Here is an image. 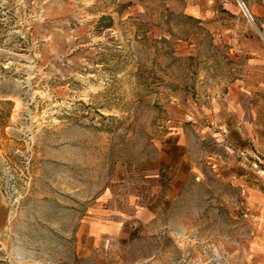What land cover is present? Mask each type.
Instances as JSON below:
<instances>
[{"label":"rangeland","instance_id":"374dc122","mask_svg":"<svg viewBox=\"0 0 264 264\" xmlns=\"http://www.w3.org/2000/svg\"><path fill=\"white\" fill-rule=\"evenodd\" d=\"M259 5L0 0V264H264Z\"/></svg>","mask_w":264,"mask_h":264},{"label":"crops","instance_id":"0c3cea01","mask_svg":"<svg viewBox=\"0 0 264 264\" xmlns=\"http://www.w3.org/2000/svg\"><path fill=\"white\" fill-rule=\"evenodd\" d=\"M259 8L263 16L261 25L264 27V0H260ZM260 36L253 38V80L259 83V89L264 90V28Z\"/></svg>","mask_w":264,"mask_h":264},{"label":"built area","instance_id":"2783aa9c","mask_svg":"<svg viewBox=\"0 0 264 264\" xmlns=\"http://www.w3.org/2000/svg\"><path fill=\"white\" fill-rule=\"evenodd\" d=\"M240 6H241L243 12L245 13V15L248 16L250 19H252V16H251V14L249 13V11H248L246 5L244 4V2H241V3H240Z\"/></svg>","mask_w":264,"mask_h":264},{"label":"bare ground","instance_id":"6f19581e","mask_svg":"<svg viewBox=\"0 0 264 264\" xmlns=\"http://www.w3.org/2000/svg\"><path fill=\"white\" fill-rule=\"evenodd\" d=\"M242 1H240V3H241Z\"/></svg>","mask_w":264,"mask_h":264}]
</instances>
